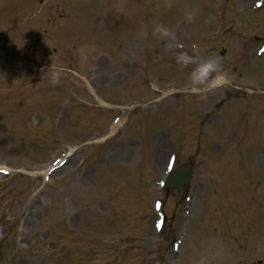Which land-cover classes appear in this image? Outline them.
I'll return each mask as SVG.
<instances>
[{"label":"rangeland","instance_id":"1","mask_svg":"<svg viewBox=\"0 0 264 264\" xmlns=\"http://www.w3.org/2000/svg\"><path fill=\"white\" fill-rule=\"evenodd\" d=\"M254 2L231 0L227 14L252 37L264 32L262 10L250 12ZM220 7L221 0H0V164L14 170L8 177L0 173V264H144L151 184L160 168L166 170L170 140L182 145L178 162L190 156L199 164L186 188L194 200L179 264H264V149L252 144L238 156L242 144L236 142L208 167L206 146L221 141L211 128L223 123L221 130L237 139L231 122L250 123L264 108V57L249 54L238 75L228 67L234 56L229 50L245 39L219 44L210 38ZM156 23L174 39L153 34ZM186 36L197 39L188 42L197 44L201 57L211 52L221 58L228 83L184 93L178 111L173 102L191 70L177 68L173 48ZM143 38L147 53L140 61ZM12 39L25 43L17 48ZM222 47L227 49L220 54ZM52 61L63 68L56 85L42 75ZM154 81L169 96L151 104L156 92L148 83ZM118 103L137 106L102 143ZM243 103L251 109L242 112ZM256 127L264 140V114ZM245 136L250 139L251 130ZM92 139L97 143L76 149L49 182L35 177L42 176L43 164L68 154L71 144ZM127 146L126 159L109 157L111 147ZM174 197L169 192L166 209L181 213L180 205L173 208ZM29 203L32 210H26Z\"/></svg>","mask_w":264,"mask_h":264},{"label":"clouds","instance_id":"2","mask_svg":"<svg viewBox=\"0 0 264 264\" xmlns=\"http://www.w3.org/2000/svg\"><path fill=\"white\" fill-rule=\"evenodd\" d=\"M185 16L188 20H192L194 14L192 11H187L185 12ZM152 32L153 34H158L159 38H167L169 40L174 39V34L167 27L159 23L154 25ZM12 42L15 43L17 48L23 47L25 43V41H23L22 44L18 45L13 39ZM169 46H171V44ZM176 47H180V45L177 44ZM175 61L181 67L189 64L194 65L191 71L187 74V83L193 92H199L201 87L212 89L224 82L226 73L222 68L220 62L221 58L215 54L201 57L198 53L196 44L192 45L191 54L187 51L180 52L175 56ZM62 73V66L56 65L52 61L51 64L43 70L42 75L47 77L48 82L51 85H56L60 82Z\"/></svg>","mask_w":264,"mask_h":264},{"label":"bare ground","instance_id":"3","mask_svg":"<svg viewBox=\"0 0 264 264\" xmlns=\"http://www.w3.org/2000/svg\"><path fill=\"white\" fill-rule=\"evenodd\" d=\"M116 126H118V125H116ZM128 151H129V149H127V148L124 149L123 153H121L122 151L117 152V150H115L114 154H112L111 156L114 157V158L117 157V156L121 157V158H124V156H126ZM1 168H3V167H1Z\"/></svg>","mask_w":264,"mask_h":264},{"label":"water","instance_id":"4","mask_svg":"<svg viewBox=\"0 0 264 264\" xmlns=\"http://www.w3.org/2000/svg\"><path fill=\"white\" fill-rule=\"evenodd\" d=\"M183 172V174H184V178H186V176H187V172L186 171H182ZM177 176H178V174H175L174 175V177H173V179L175 178V180H177ZM183 183V182H182Z\"/></svg>","mask_w":264,"mask_h":264}]
</instances>
